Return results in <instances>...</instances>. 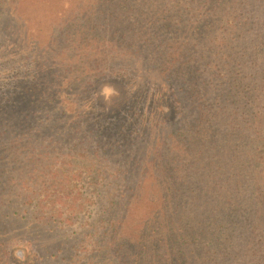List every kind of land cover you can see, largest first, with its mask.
<instances>
[{
  "label": "trees",
  "instance_id": "trees-1",
  "mask_svg": "<svg viewBox=\"0 0 264 264\" xmlns=\"http://www.w3.org/2000/svg\"><path fill=\"white\" fill-rule=\"evenodd\" d=\"M0 15L16 88L0 145L47 141L31 158L55 163L81 144L115 180L94 189L105 256L36 264H264V0H0ZM26 211L0 198V264L49 239L56 217Z\"/></svg>",
  "mask_w": 264,
  "mask_h": 264
},
{
  "label": "rangeland",
  "instance_id": "rangeland-1",
  "mask_svg": "<svg viewBox=\"0 0 264 264\" xmlns=\"http://www.w3.org/2000/svg\"><path fill=\"white\" fill-rule=\"evenodd\" d=\"M10 25H12V21L7 16L0 15V37L10 28ZM0 41L3 42V40ZM137 72L140 73L141 71L138 70ZM9 79L8 81L1 72L0 91L7 85L8 87L11 85V89L8 91L16 89L13 77L9 76ZM157 95L156 92L152 94L150 97L151 103L153 102L152 99L156 100ZM112 96L113 94L106 98L108 104H111L114 99L116 100ZM115 110H119V107H116ZM113 111L114 109L110 112ZM74 135L78 134L74 133ZM26 137L29 136L25 135L24 139ZM24 139L22 142H24ZM35 142L39 145L37 150H35L34 143L30 141L32 155L20 149L23 144L14 145V149L0 145V198L9 202L11 212L22 213V210L27 209V219L31 216L56 217L53 224L49 225V239H47L43 250H31L30 245H26L25 241H21L17 243L24 245L22 247L25 250L17 256L16 246L11 247L16 249L13 252L17 257L16 262L19 264H36L34 255L44 250L48 256L55 254L56 257L52 259L56 261L61 255L63 257L59 260L72 261L70 260L72 256L86 263L92 259H102L105 255L102 254L97 257L100 251L95 249L94 243V240L99 238L98 232L101 228L97 227V222L91 224L93 220L103 215H100L102 212L100 202L102 201L95 196L94 189L103 191L110 179L113 183L115 182L114 178L110 177L108 179L101 176V172L97 171L94 162L86 159L88 154L80 148L81 144H76L69 156L64 155L55 163H48L43 159L40 162L35 161L31 157L35 153L37 155L42 152L41 148L46 145L47 141ZM52 152L55 158L58 157L57 151ZM93 170L97 171L96 174L92 172ZM47 179H50L52 185L43 187L42 183L47 182ZM25 180L30 185L25 186ZM33 181L34 184H32ZM21 193H25L27 196L19 195ZM85 193L89 194V199H87ZM102 195L104 196V193ZM66 196H69L71 200L65 198ZM70 216L73 220L63 221L65 217ZM58 218H62V220L58 222ZM70 247H74V250ZM89 249H94V253L90 254Z\"/></svg>",
  "mask_w": 264,
  "mask_h": 264
},
{
  "label": "clouds",
  "instance_id": "clouds-1",
  "mask_svg": "<svg viewBox=\"0 0 264 264\" xmlns=\"http://www.w3.org/2000/svg\"><path fill=\"white\" fill-rule=\"evenodd\" d=\"M112 93H113V89H111V88L108 87V86H105V87L102 89V94L105 96V98H108Z\"/></svg>",
  "mask_w": 264,
  "mask_h": 264
}]
</instances>
